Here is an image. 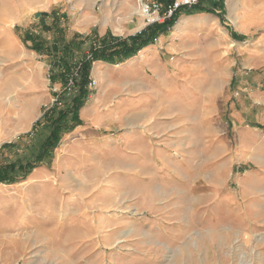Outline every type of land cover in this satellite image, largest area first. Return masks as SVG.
<instances>
[{
	"label": "rangeland",
	"instance_id": "374dc122",
	"mask_svg": "<svg viewBox=\"0 0 264 264\" xmlns=\"http://www.w3.org/2000/svg\"><path fill=\"white\" fill-rule=\"evenodd\" d=\"M174 1L0 0V264H264V0Z\"/></svg>",
	"mask_w": 264,
	"mask_h": 264
},
{
	"label": "built area",
	"instance_id": "2783aa9c",
	"mask_svg": "<svg viewBox=\"0 0 264 264\" xmlns=\"http://www.w3.org/2000/svg\"><path fill=\"white\" fill-rule=\"evenodd\" d=\"M197 1L198 0H175L174 3L169 6V13L171 14L176 8L182 5H191ZM141 9L149 20L156 21L161 18V4L157 1H142Z\"/></svg>",
	"mask_w": 264,
	"mask_h": 264
},
{
	"label": "trees",
	"instance_id": "16d2710c",
	"mask_svg": "<svg viewBox=\"0 0 264 264\" xmlns=\"http://www.w3.org/2000/svg\"><path fill=\"white\" fill-rule=\"evenodd\" d=\"M172 2H173V0H172ZM143 33V32H142ZM141 33V34H142ZM138 37H140V34L139 35H135V36H133V37H130V38H128L127 40H124V42H127V41H129V40H132V41H135V40H137V38ZM128 43V42H127ZM126 43V44H127ZM130 51L129 52H126V54L128 55V54H130L131 52H133V51H136L135 49H138V47H137V45H131L129 48H128ZM128 51V50H127ZM99 55H105V54H97L96 55V57L98 58L99 57ZM105 58H107V59H113L111 56H109V55H107V56H104Z\"/></svg>",
	"mask_w": 264,
	"mask_h": 264
},
{
	"label": "water",
	"instance_id": "95a60500",
	"mask_svg": "<svg viewBox=\"0 0 264 264\" xmlns=\"http://www.w3.org/2000/svg\"><path fill=\"white\" fill-rule=\"evenodd\" d=\"M41 15V12H37L36 14H35V17H39Z\"/></svg>",
	"mask_w": 264,
	"mask_h": 264
}]
</instances>
